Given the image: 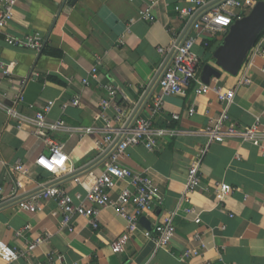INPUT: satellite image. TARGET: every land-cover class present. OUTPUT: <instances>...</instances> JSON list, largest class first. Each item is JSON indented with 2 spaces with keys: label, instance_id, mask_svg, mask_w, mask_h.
Instances as JSON below:
<instances>
[{
  "label": "crops",
  "instance_id": "1",
  "mask_svg": "<svg viewBox=\"0 0 264 264\" xmlns=\"http://www.w3.org/2000/svg\"><path fill=\"white\" fill-rule=\"evenodd\" d=\"M188 6V0L17 3L5 32L17 39L38 33L43 42L39 51H33L6 44L0 34V55L9 74L4 77L0 70L2 197L12 194L16 179L23 184L20 197L53 182L54 176L39 163L48 147L33 134L27 121L49 101L53 105L46 114L47 121L65 123L63 129L49 136L54 143L63 144L68 169L75 173L89 168L94 174L101 173L103 157L99 159L102 154L95 145L101 134H83L81 130L102 127L98 104L105 97V86L116 88V102L127 113L133 112L162 65L158 48H168L171 32L182 35L189 25L179 18L175 7ZM147 8L153 22L139 16V11ZM226 32L208 35L190 31L197 37L193 51L200 60V76ZM94 67L96 72L92 73ZM263 67L264 32L237 75L221 72L219 78L211 79L210 85L234 91L226 111L228 120L223 123L225 130L255 124L264 127ZM242 78L248 83L240 85ZM157 94L155 87L139 109V116L150 117L154 127H172L179 133L160 140L152 151L130 147L119 163L152 179L157 196L151 211L142 218L151 229L164 217H172L174 234L166 251L157 249L138 231L121 252L114 253L111 246L122 235L125 223L111 207L100 210L97 230H92L86 219L74 216L69 231L61 226V212L55 203L46 200L40 201L41 209L35 213L20 211L16 204L0 209V241L21 253L16 264H264V157L259 147L237 137L216 141L199 133L215 126L223 110L213 92L201 95L191 87L183 96H163L161 112L151 115L149 107ZM16 95H21L17 104ZM73 99L78 100L77 106L72 105ZM13 106L22 119L20 124L5 115L4 108ZM191 107L194 114L188 116L186 110ZM172 114L179 115V120L171 121ZM198 159L200 187L185 198L186 173ZM17 162L23 165L21 174L10 170L9 166ZM68 175L62 174L56 186L69 194L83 195L84 190ZM220 183L232 189L222 201L215 194ZM124 186L119 183L110 199L115 200ZM196 215L199 224L193 222ZM37 240L41 242L27 251V246ZM185 249H201V255L178 262L176 256Z\"/></svg>",
  "mask_w": 264,
  "mask_h": 264
},
{
  "label": "built area",
  "instance_id": "2",
  "mask_svg": "<svg viewBox=\"0 0 264 264\" xmlns=\"http://www.w3.org/2000/svg\"><path fill=\"white\" fill-rule=\"evenodd\" d=\"M19 1L21 0H0V34L3 35V40L8 45L39 51L43 42L40 34L35 33L17 39L5 32ZM257 1L259 0H188L190 6L175 7L174 10L179 18L185 19L189 25L183 35L181 32H171V44L168 48H158L159 54L163 56L162 70L155 81V87L159 89V94L152 98L149 111L151 115L159 114L163 107V96H183L191 87H196L197 93L201 95L213 92L218 102L223 105V110L215 126H207L199 133L216 141L226 137L240 138L257 145L264 157V127L255 124L243 129L230 127L225 130L223 128V123L228 120L226 111L233 101L234 91L224 90L210 84L205 85L201 82L200 60L193 51L197 37L190 35L191 30L208 35L225 32L234 20L246 15ZM139 16L144 21H154L148 8L139 11ZM0 70L4 77H9L7 66L2 61L1 55ZM261 71L264 74V67ZM95 72L96 68L94 67L92 73ZM247 83L248 80L244 78L239 81L240 85ZM104 89L105 97L98 104L100 110L98 119L102 121V127H87L81 130L83 134H101L100 139L95 142L96 149L100 154H105L102 159L101 173L94 174L92 171H88L89 168L75 173L72 169H68V156L64 152L63 144L54 143L49 136L51 133L63 129L65 123L62 120L47 121L46 114L49 113L53 105V102L49 101L31 118H27V121L33 128V134L41 138L48 147L47 155L40 157L39 163L51 176H54L52 180L54 182L46 187H41L31 195L20 197L19 191L23 188V184L16 179L9 197H2L0 189V204L18 198L16 206L20 211L35 213L41 209L40 201H52L61 212V226L66 227L69 231H71L70 225L74 216L86 219L91 229L97 230L100 210L108 206L125 223L122 235L111 246L112 252H121L129 238L138 231H141L145 239L152 241L157 249L166 251L174 234L172 217H164L151 229L141 227L139 220L151 211L153 199L157 196V189L148 175L133 172L121 166L119 161L130 147L142 146L147 151H152L160 140L165 137H174L179 132L172 127L152 126L150 117H140L139 111L130 117L132 113H127V109L116 102L117 89L111 86H105ZM18 102H21V95L15 96V104ZM78 104V100L73 99L72 105L77 106ZM4 112L8 119L19 121L18 124L22 121L15 106L4 108ZM186 114L192 116L194 109L188 108ZM170 120H179V115L172 114ZM199 164L200 159L190 165L187 170L185 198L200 187ZM2 166L4 163L0 159V167ZM9 167L13 174L23 173L24 168L20 162ZM62 174H70L69 178H72V181L84 190V194L79 192L69 194L66 189L57 187V179ZM119 183H123L125 186L120 190L117 198L111 200L110 193ZM231 190L228 184L220 183L215 188L216 197L222 201ZM193 222L200 223L198 215L195 216ZM17 235L20 236L21 233L18 232ZM195 238H198L197 235ZM40 242L41 240H37L35 243L29 244L27 251L33 250ZM200 247L201 249L205 248L202 244ZM200 250L185 249L176 256V259L178 262L188 261L201 255ZM20 256L19 251L0 241L2 264H16ZM59 259L60 257L57 258V260ZM48 261H52V257H49Z\"/></svg>",
  "mask_w": 264,
  "mask_h": 264
},
{
  "label": "water",
  "instance_id": "3",
  "mask_svg": "<svg viewBox=\"0 0 264 264\" xmlns=\"http://www.w3.org/2000/svg\"><path fill=\"white\" fill-rule=\"evenodd\" d=\"M262 32H264V1L259 0L246 15L234 20L232 25L227 29L222 44L212 53V63L204 64L201 69V82L205 85H209L212 78L220 77L221 72L227 73L231 76L237 75L244 64L247 55L250 53ZM161 70L162 67H160L158 73L147 87L144 95L138 102L130 117L139 111L138 109L141 108L143 103L154 90L156 78L159 76ZM104 155L105 154H102L99 159ZM50 184L53 183L51 182L48 185ZM17 200L18 198L1 203L0 209L16 204ZM139 223L145 229H149L147 222L143 218H140Z\"/></svg>",
  "mask_w": 264,
  "mask_h": 264
},
{
  "label": "trees",
  "instance_id": "4",
  "mask_svg": "<svg viewBox=\"0 0 264 264\" xmlns=\"http://www.w3.org/2000/svg\"><path fill=\"white\" fill-rule=\"evenodd\" d=\"M262 33H263V32H262ZM262 33H261V34H262ZM207 46H208V45H207ZM226 90H232V89H226Z\"/></svg>",
  "mask_w": 264,
  "mask_h": 264
},
{
  "label": "rangeland",
  "instance_id": "5",
  "mask_svg": "<svg viewBox=\"0 0 264 264\" xmlns=\"http://www.w3.org/2000/svg\"><path fill=\"white\" fill-rule=\"evenodd\" d=\"M209 62H211L212 63V61L210 60Z\"/></svg>",
  "mask_w": 264,
  "mask_h": 264
}]
</instances>
